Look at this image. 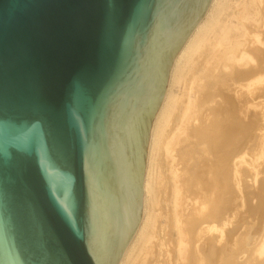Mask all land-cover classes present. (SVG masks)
<instances>
[{
    "label": "water",
    "instance_id": "95a60500",
    "mask_svg": "<svg viewBox=\"0 0 264 264\" xmlns=\"http://www.w3.org/2000/svg\"><path fill=\"white\" fill-rule=\"evenodd\" d=\"M214 0H0V264H121L151 133Z\"/></svg>",
    "mask_w": 264,
    "mask_h": 264
},
{
    "label": "bare ground",
    "instance_id": "6f19581e",
    "mask_svg": "<svg viewBox=\"0 0 264 264\" xmlns=\"http://www.w3.org/2000/svg\"><path fill=\"white\" fill-rule=\"evenodd\" d=\"M231 14L237 19L234 27L231 19L208 28L202 21L175 60L169 82L187 57L178 77L185 97L169 101L167 93L154 122L145 182L154 205L147 208L121 264H264V181L257 184L264 138L259 154L251 140L244 142L264 121V102L234 101L221 93L230 82L238 96L243 88L252 96L264 93V0H241ZM241 217L246 222L237 225Z\"/></svg>",
    "mask_w": 264,
    "mask_h": 264
},
{
    "label": "rangeland",
    "instance_id": "374dc122",
    "mask_svg": "<svg viewBox=\"0 0 264 264\" xmlns=\"http://www.w3.org/2000/svg\"><path fill=\"white\" fill-rule=\"evenodd\" d=\"M241 2V0H214L213 1V3H212V5H211V7H210V9H209V11H208V13H207V15H206V17H205V20H203L204 21V23H203V26H205V28H208V27H210V26H213V25H215V23L217 24V22H220V21H228V20H230L231 19V24L230 25H232V24H234L233 25V27L234 26H236L237 25V19L234 17L233 18V15L231 14L232 12L234 13L235 11H236V7L237 6H239V3ZM233 3V4H232ZM234 3H236L237 4V6L236 7H234L235 6V4ZM248 3V2H247ZM232 5H234L233 7H232ZM248 5V4H247ZM248 6H250V5H248ZM247 6V7H248ZM229 7H231V8H229ZM228 9H231V10H228ZM233 9V10H232ZM224 11H226V12H224ZM228 13H230V15L228 14ZM223 14H224V16H223ZM225 14H227V15H225ZM223 17H222V16ZM232 15V16H231ZM234 16H236V15H234ZM220 17V18H219ZM229 17H232V18H229ZM208 19V20H207ZM227 19V20H226ZM235 21H234V20ZM233 20V21H232ZM214 22V23H212V25H211V22ZM235 22H236V24H235ZM199 36V35H198ZM196 37L195 39H193L194 41L195 40H197L199 37ZM241 40L243 41L244 40V37L243 38H241ZM186 62H187V57L186 56H184L180 61H179V63L177 64V66L175 67V72L173 73V74H175V78L173 77V79H172V81L171 82H169V85H168V89H167V93H168V96H169V101H172L173 99L175 100V98L177 99V100H182V99H184L183 97H181V96H184L185 95V91L183 92V90H184V88L182 87L183 85H181V83H180V85L178 84L179 82H178V77H179V74L182 72V70L184 69V67H185V65H186ZM173 70V69H172ZM170 81V80H169ZM230 86H232V82H230L229 83V86H225V88L226 87H229V88H227V89H224V90H222V92L221 93H223V95H224V97H230L231 99H233L234 101L235 100H239V101H242V102H246V100L248 101L249 100V102L251 101V103H252V101L254 100L255 102H254V104L256 105V104H258V103H260V102H264V98H258L259 96H261V97H263L264 95V93H260L259 91L258 92H256L257 94L255 95V96H252V94L250 95V94H244V93H246V91L244 90L245 88H243V91L241 92V91H239L238 90V88L236 89V91H239V96H241V97H243V95H241V94H244V95H246V96H244L245 98H241V97H239L237 94L238 93H236L235 91H234V88L233 87H236V86H232V88H230ZM223 88V87H222ZM229 89V91H227ZM231 89H233V90H231ZM182 90V91H181ZM214 91V90H213ZM233 91V92H232ZM245 91V92H244ZM227 92V93H226ZM230 92V93H229ZM232 92V93H231ZM241 92V93H240ZM233 93H235L236 95H234ZM172 94V95H171ZM184 94V95H183ZM213 94H216V93H213ZM260 94V95H259ZM174 95V96H173ZM180 95V96H179ZM250 95V96H249ZM259 95V96H258ZM166 96H167V94H166ZM171 96V97H170ZM176 96H179V97H181V98H177ZM257 96V97H256ZM175 97V98H174ZM185 97V96H184ZM247 97V98H246ZM249 97V98H248ZM253 97V99H250V98H252ZM236 98V99H235ZM255 98H258V99H256L255 100ZM165 99H166V97H165ZM220 100V96H217L216 98H215V101H219ZM259 100V101H258ZM165 101V100H164ZM236 101V102H237ZM164 103V102H163ZM215 105V103L213 102V103H210V106H212V105ZM163 105V104H162ZM213 105V106H214ZM249 105V104H248ZM257 108V109H256ZM256 108H253V110H251V115H253L254 116V114L256 113V111H258L259 109H260V107L258 108V106L256 107ZM252 109V108H251ZM256 110V111H255ZM255 111V112H254ZM257 117V116H256ZM257 118H259V117H257ZM261 122H259L258 124H256V125H254V127L248 132V134H247V139L246 140H244V142L246 143L247 141H249V140H251V141H249V143L251 144L250 146H252L253 148H255V154H259V142H260V138H264V121H262V120H260ZM198 123V122H197ZM252 136V137H251ZM262 136V137H261ZM151 140V139H150ZM151 142V141H150ZM248 143V144H249ZM150 146V145H149ZM148 155H149V152H148ZM158 159H160V163H162V165L164 166L163 168H162V170L164 171V173H165V169H166V166H165V161L164 160H162L163 158H162V155H160L159 157H158ZM248 159H249V157H248ZM259 162V166L257 167V170L259 171V175H258V177L259 178H257V184H259L262 180L264 181V173H263V168H264V163H262L261 161H258ZM150 164H149V160H148V158H147V168H146V173H145V182H146V175H147V173H148V171H147V169L149 168L148 166H149ZM246 166V168H244V170H246L247 168H251L252 169V167L251 166H249V165H244V167ZM153 171L151 172V182H153L154 181V177H156V174L155 173H157V169H156V167L155 168H153L152 169ZM203 174L204 173H202V175H200L202 178H204V176H206V174H204V176H203ZM206 178V177H205ZM153 179V180H152ZM205 180V179H204ZM246 181H250L249 183L251 184V178L249 177L248 179H246ZM259 181V182H258ZM205 183V182H204ZM257 186V185H256ZM153 194L151 193V195H149L148 197L146 196V193H144V205H143V217H142V221H141V223L143 222V218H144V216L146 215V212H147V208L149 209L150 208V206L151 205H154V197L152 196ZM151 196V197H150ZM160 198H159V200L161 201L160 203L162 204V203H166L165 202V197L163 198L162 197V194L159 196ZM151 198V199H150ZM148 199V200H147ZM153 199V200H152ZM151 201H152V203L153 204H151ZM146 203H148V204H146ZM148 205V206H147ZM147 206V207H146ZM165 205H163V209H162V212L164 211L165 212V209H166V207H164ZM151 208H152V206H151ZM149 210H151V209H149ZM242 219H244V218H240V219H237L238 221H240L239 223H237V225L239 224V225H241L242 224V222H246V221H244V220H242ZM237 221V222H238ZM257 225L256 226H258V223H256ZM142 225V224H141ZM236 225V223L234 224V225H230L229 227H227L226 229H229V228H232L233 226H235ZM225 237H226V235H225ZM227 240H226V243H222V244H220V245H225V244H227ZM132 245V244H131ZM217 245H218V243H217ZM220 245H218V246H220Z\"/></svg>",
    "mask_w": 264,
    "mask_h": 264
}]
</instances>
